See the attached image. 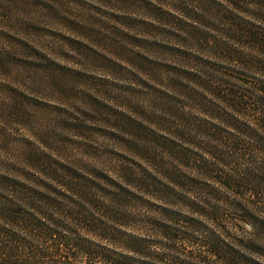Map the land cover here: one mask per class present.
I'll list each match as a JSON object with an SVG mask.
<instances>
[{
    "label": "trees",
    "instance_id": "1",
    "mask_svg": "<svg viewBox=\"0 0 264 264\" xmlns=\"http://www.w3.org/2000/svg\"><path fill=\"white\" fill-rule=\"evenodd\" d=\"M37 1L0 0V86L14 72L44 100L43 86L79 85L105 131L72 124L0 148V264H264V0H108L135 11L114 29L133 49L107 40L102 53L107 78L116 65L143 84L131 97L11 49L19 21L5 9L38 13ZM80 17L68 29L93 51Z\"/></svg>",
    "mask_w": 264,
    "mask_h": 264
},
{
    "label": "rangeland",
    "instance_id": "2",
    "mask_svg": "<svg viewBox=\"0 0 264 264\" xmlns=\"http://www.w3.org/2000/svg\"><path fill=\"white\" fill-rule=\"evenodd\" d=\"M2 1L7 2V0ZM206 2L217 10H229L225 5L221 7L220 1ZM37 3L41 7L37 6L34 9L39 8L40 11L42 8L38 13L18 14L17 11H10L8 8L4 11L9 16L12 14L13 22L19 21V23L11 24L8 29L15 35L11 49L14 48L21 53L20 55L25 53L24 55L30 57L29 65L39 67L42 64L46 65L45 62H47L48 65H67L73 68L78 67V69L84 67L82 69H87L92 79H96V83L109 82L106 85L107 88H111L115 94L124 92L125 97H131L129 92L136 93L142 90L138 85L143 84L138 80H132V77H127V74L116 65H110L109 71L113 75L107 78L105 71L109 63L102 54L110 50V44L105 43L107 40L117 41L116 44L121 40L126 41L124 45L130 50L135 46L133 43H137L135 39L122 37L119 31H114L117 21L135 18V11L131 7L128 8L129 4L108 0H40ZM238 9L240 10L238 15L247 16L242 13L245 10L243 6L239 5ZM77 16H81L80 18L86 19L91 24L88 26L90 29L88 33L82 35L86 40L88 39L87 42L92 46L93 51L83 50L86 48L79 49L75 41L81 34L70 27L68 29L66 21ZM96 29L99 34L92 36L90 33H95ZM16 59L19 60V57L17 56ZM34 73L35 70L32 75ZM5 79L7 83L3 85L4 87L0 86L6 93V98L0 102V110L2 109L0 111V148H4L9 153H11L9 149L30 145L33 142V134L36 132L48 133L54 138V135H58L59 132L63 133L62 130L67 131L72 128V124L87 127V131L96 136L104 133L105 128L95 121L96 118L88 122L89 118L83 113L81 100H78L75 95L77 91H80L79 85L71 87L74 92L62 96L55 89L48 91L43 86L44 94L41 97L44 100H42L36 96L38 87L34 80L15 78L14 72L10 74L5 72ZM52 86L54 88V85ZM92 87L96 89L95 85ZM16 103L21 108L25 106L21 111L29 115L18 112L20 111L18 108L17 110L10 108Z\"/></svg>",
    "mask_w": 264,
    "mask_h": 264
}]
</instances>
